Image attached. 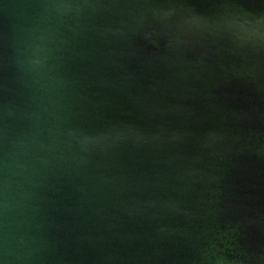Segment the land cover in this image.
<instances>
[{"label":"water","instance_id":"water-1","mask_svg":"<svg viewBox=\"0 0 264 264\" xmlns=\"http://www.w3.org/2000/svg\"><path fill=\"white\" fill-rule=\"evenodd\" d=\"M0 264H264V0H0Z\"/></svg>","mask_w":264,"mask_h":264}]
</instances>
